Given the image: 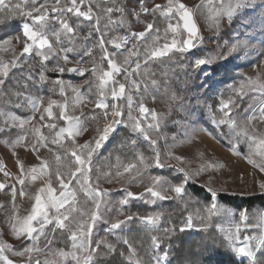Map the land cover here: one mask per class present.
<instances>
[{"label":"snow or ice","instance_id":"obj_1","mask_svg":"<svg viewBox=\"0 0 264 264\" xmlns=\"http://www.w3.org/2000/svg\"><path fill=\"white\" fill-rule=\"evenodd\" d=\"M56 4H60V0H55ZM111 3V6L104 7L102 5ZM140 11L145 15L152 14L154 17L157 13L168 21L167 27L164 31L165 42L160 44L159 29H155L157 35L152 42V46L146 49L148 59L144 61L147 65L149 60H156L168 57L170 53H181L196 47V42H202L203 38L200 36V29L197 25L195 16L198 11L206 10L207 18L211 20L212 26L219 29L221 19L226 17L229 22L242 9L251 7V0H200V4L195 8L188 7L182 0H167L165 5L156 4L151 9L144 6V0H139ZM32 7L28 8L27 5ZM85 0H70L69 6L53 7L52 13L57 16H63L65 13H72L77 18H83L85 21H94L93 30L100 33L98 42L92 47L85 44L81 45V49L77 50L75 44L77 42V28L73 27L66 19H59L60 28L58 30H49V23L52 17L49 15V9L44 4H37V0H18L13 3L12 0H0V10H8L13 15H20L27 17L31 23L25 22L22 25V37H16L18 43L22 45L19 54L16 53L12 45V40L7 39L0 43V52H12L13 57L10 61H4L0 58V99H4L6 103L12 104L13 100L10 97H15V108H28L32 115L26 118L17 117L11 112H4L0 109V116L6 117L4 120L5 127H0V132H3L6 127H19L25 129V126H30V131H24L23 134L18 135L12 142V147H25L27 150L31 147L32 151L39 154L40 147H48L49 151H53L49 144L57 145L62 152L54 153L55 163L57 168L55 170V177L58 183V188L53 187L51 181V173L49 171L50 164L46 160H42L39 166H32L25 169L24 164L17 160L20 169V176L17 181L21 188L19 195L24 197L27 193L24 190L26 179L31 182L36 181L41 176H47L48 180L41 186L34 196V203L27 215L21 217L18 215V207L13 204V214L8 219L9 228L12 235L20 241V249L15 250L12 245L0 240V262L2 264H14V261L9 258L6 253H11L18 257H28L27 264H65L71 259L75 264H95L94 255L98 254L103 241L96 242L93 247L92 235L97 223L102 220L101 207L104 204V199L108 196L107 190H101L98 186L101 176L96 177V186L89 183L92 171V159L97 151L103 146L110 135L117 130V126L124 124L130 127L131 131L139 136H142L153 149V155L150 160H146L143 154L137 156V162H130L123 166V171L117 170L115 176L121 177L128 174L133 181L139 179L143 183V179L147 174V179L150 181L145 188V192L149 194V202L155 204L157 201L178 200L181 203L190 205L191 203H198L187 190V185L194 176H198L201 172L208 168L222 167L223 165L207 164L201 166L194 173L187 172L183 167L176 168V171L181 175L178 177V182L173 183L163 175H152L148 172L150 168H166L173 167L167 163L168 160L174 159L180 163L184 162L182 156H177L171 151L164 154V158L157 149V141L150 135L151 130L159 129L160 117L155 112L145 106L142 100H134L131 94L132 90L139 92L141 84L134 78L139 74L141 64L138 58V52L135 44L132 49L128 50V56L120 62L116 59V51H109L106 44H111L113 49H121L133 41H145L150 33L154 30V22H148L143 31H130L127 35L118 36L112 40L104 39V32L101 31V13L106 17L104 24L105 29L109 27H124L126 19L124 17V9L119 7L116 0H100L97 4L99 12H93L92 0H89L86 8ZM119 13L120 19L114 20V14ZM132 15L139 18V13L135 10ZM130 27V25H128ZM169 34L171 38L169 40ZM92 31L83 40L88 41L91 37ZM63 37H66L65 42ZM55 40V45L52 39ZM244 42L237 41L233 44L232 50L235 51L242 46ZM98 48L102 55L100 62L97 63L94 55L95 49ZM75 55H70V54ZM40 58L39 77L35 78L31 69L28 74L22 77L24 81L22 84L18 82L20 89L17 91H9L7 97L5 94V86L9 80L10 73L13 69L23 62L21 58L25 56H32ZM136 55L135 68L129 69L127 67L130 63V58ZM87 58V59H86ZM55 61L51 68L48 64ZM92 63V67L85 68L82 65L88 62ZM106 62V67H105ZM210 61L206 59L195 60L196 66H202ZM68 64H73L68 67ZM46 72H55L59 74L77 73L81 77L86 74L91 76V79L85 78L84 84L86 88L82 90L81 85H74L70 81L66 82L63 79L57 78L55 80H48L45 75ZM123 77V81L117 77ZM51 83L53 91L59 93L64 98V102L60 103L54 99L49 98L47 106L44 105V98L40 96H32L28 94V89L34 87L36 84ZM155 85L156 81L152 80ZM127 85V89H126ZM95 89V100H89L93 95ZM144 90H147V85H144ZM232 91L237 99L229 98L227 102L222 101L220 111L223 113V118L218 122L220 124L228 125L230 134L234 137L235 142L232 144L231 151L233 154L240 155L239 145L245 143L249 149L246 158L253 167L258 168L260 172H264V133H258L254 127V121L264 122V79L259 76L255 79L247 78L239 84L238 87H233ZM71 92L72 96L69 98L67 93ZM255 93L251 99L258 101V103H250L245 112H250V115L245 117L246 123H240L233 118L232 109L237 107V100H242L249 93ZM109 97L112 103H109ZM175 99V97H173ZM126 100V104L118 103V101ZM93 103L94 109L91 115H85L83 106ZM58 108L59 112L54 113L53 108ZM80 108V115H73L71 111ZM95 109L102 110L100 114L95 113ZM126 109V111H125ZM41 113L40 120H45V115L49 121L61 120L64 126H59L56 122H47L43 125L49 130L50 135H45L41 131V127L33 124L35 114ZM136 112L137 115L133 113ZM83 117V119H82ZM151 117V121L148 118ZM97 123L94 129L95 136L92 140H86L79 144L77 138L88 131V121ZM103 121L101 126L100 122ZM54 133L53 129H57ZM32 137V139H30ZM68 139L71 141V148L64 146V141ZM175 139V138H174ZM132 145L136 144V140L130 141ZM15 154V153H14ZM39 158V155H38ZM258 158V159H257ZM140 165L143 166L141 170ZM60 167L68 169V176L61 173ZM0 171L4 172L5 177L11 174L4 171L3 166L0 165ZM134 173V175H133ZM103 178L108 182H112L111 172L103 173ZM73 180L80 185V189L88 198L84 203L91 201L92 208L85 210L79 206L77 199V192L70 187ZM211 180H209V184ZM5 183H0V189L6 188ZM259 188L264 192V181L259 182ZM210 193L209 204L203 209L204 215L197 213L196 218L201 221L206 229L213 217L228 216L231 217L233 212L220 205L217 201L218 190L208 187ZM11 193L13 201L17 195V189L12 186ZM58 193V194H57ZM128 198H144V194H134L130 191L126 192L125 199L121 200L122 205L128 204ZM2 207V205H0ZM240 221H247V211L239 213ZM133 216H127L124 220H117L110 224L109 232H115L117 229H122L127 221L133 220ZM142 224H144L149 231L157 229L160 225L162 214L156 213L145 217H139ZM257 227L264 229V210L257 212ZM51 226V228H49ZM193 226V215L190 213L185 221V228ZM181 228L180 231H184ZM57 230L68 233V239L71 242V249L69 251L52 250L47 248L48 255L51 258H46L41 262L40 259H32V253H43L45 250L39 248L38 242L43 237L48 245H51L52 240L49 239L50 234H54ZM165 234L174 231V229H164ZM221 231H225L221 229ZM241 227L239 224L235 225V231L227 230L226 241L229 249L239 257L248 258L252 264H255L256 252L264 250V232L259 237H244L243 246H236V242L240 240ZM151 250L153 254L147 259L139 256L137 249L130 243L127 238L123 239V244L127 246V256L125 257V264H171L169 255L171 248L168 250L162 249L163 240L158 236H151ZM250 241H256L253 246ZM109 252L115 251L112 245H106ZM255 247V251L253 250ZM163 251V255L159 251ZM125 254L122 252L121 256Z\"/></svg>","mask_w":264,"mask_h":264},{"label":"rangeland","instance_id":"obj_2","mask_svg":"<svg viewBox=\"0 0 264 264\" xmlns=\"http://www.w3.org/2000/svg\"><path fill=\"white\" fill-rule=\"evenodd\" d=\"M12 2H18V0H12ZM88 2L89 0H85V7L82 8V10H87L86 6ZM182 2L188 7L192 8H195L196 5L200 4V0H182ZM69 3L70 0H60L59 5L56 4L55 0H37L38 5L44 4L45 7L49 9V15L52 17L48 25L50 31L58 30L60 28L58 23L59 19H66L70 24L73 25V27H76L77 24H79V27L77 28V42L75 44L77 50H80L81 45L85 43L88 47H92L98 42L100 38V33H97L99 35L98 40L97 37H94L92 30L93 27L89 26L90 23H94V21L84 20L85 23H83L78 21L83 20V18H77L72 13H65L63 16L58 17L56 13L51 12V8H64L69 6ZM116 3L119 7L124 9V17L127 23L124 27L113 28L110 26L109 29H105L103 26L106 22V17H103V19H101V31L104 32L105 40H112L118 36L127 35L130 31H143L145 29L146 23L148 22H154V30L148 35L145 41H133L121 49H113L112 45L109 43L106 44V48L109 51H116V59L122 62L125 57L128 56V50L132 49L133 44H135L141 68L139 70V74H137L134 78L141 84V90L139 92L132 90L131 94L133 95L134 100H142L147 108L155 110V112L160 117L159 129L151 130L150 135L153 139H156V147L160 151L162 158H164V154L169 151L184 158L183 163H180L174 159L168 160L167 163L171 164L173 167H166L163 169L150 168L148 169V172L152 175H163L162 172H169L171 176L166 177L175 183L176 181L171 179L172 176L181 175L176 171V168L183 167L187 172L194 173L203 165H223L222 167L208 168L206 171L201 172L198 176H194L187 186L192 185L203 188L208 194L210 193L207 189L210 186L218 190L216 198L217 201L220 195L234 197H254L264 195V192H262L259 188V182L264 181V172H260L258 168L253 167V165L248 162V159L246 158V155L249 152L247 145L245 143H241L238 149L240 155L233 154L230 149L232 144L235 142L234 137L230 134L228 125L218 123L221 118H223V113L220 111L221 102H227L229 98L237 99L232 91L233 87H238L239 84L243 81H246L247 78L255 79L259 76L261 79H264V0H251L252 6L240 10L233 17L231 22H229L226 17L222 18L219 29L212 26L211 20L207 18L206 10L197 12L195 19L199 26V34L203 38V41L196 42V47L184 53L201 50L205 54V58L203 59H206L210 62L202 66H196L195 61L193 62L195 67L203 69L204 72L203 76L199 80V89L194 90L193 93L188 95H183L182 93L178 92L175 85L171 83L174 80V77H169L167 74L165 77H162L158 75L156 71L151 70L149 67L150 65L148 67H144V61L148 59L146 49L152 46V42L157 35L155 29H159V35L161 37L160 44L162 45L165 42L164 31L167 27L168 21L161 17L159 13H157L155 17L152 14L145 15L142 13L140 11L139 0H116ZM166 3L167 0H144V6L150 9L156 4L163 6ZM27 7L31 8L32 5L28 4ZM133 10L139 13V18L132 15ZM93 12L94 14L96 13L94 10ZM112 18L114 20L120 19V14L116 13ZM26 21L31 23V20L27 17ZM23 24L20 25L21 34ZM128 25H130V27ZM90 31H92V35L89 37L88 41L85 42L83 37L87 36ZM16 37L9 39L12 40V45L15 48L16 53L19 54L22 49V45L17 42ZM170 38L171 34H169V40ZM50 39L52 38L50 37ZM62 39H64L65 42L67 40V38L63 36ZM237 41L244 42V44L233 51L231 46L236 44ZM52 42L55 45L54 39H52ZM88 42H90V44ZM173 54L175 53H170L168 57L172 56ZM70 55L75 54L73 53ZM94 55L96 57L97 63H99V58L102 53L98 48L95 49ZM12 57V52H0V58H2L4 61H10ZM168 57L160 59L165 60ZM21 59L24 62L26 56ZM136 60V55H133L130 58V63L127 66L130 70L135 68ZM152 61L155 60H149L148 63ZM23 62L17 67V69L23 64ZM51 63L52 67L55 61L53 60ZM67 66L72 67L73 64H68ZM82 66L90 69L92 67V63L89 61ZM14 70L16 69H13L12 72ZM52 73L62 75L55 72ZM68 74L81 77L77 73ZM86 78L91 79V76L86 74ZM60 79H63L66 82L70 81L74 85H81L82 90H84V86H86L84 82L79 83L66 78ZM117 79L121 82H124L122 75L117 77ZM206 79L210 81L211 85H209L210 83L208 82L205 83L206 81L204 80ZM152 80L156 81L155 85L152 84ZM145 84L147 85L146 91L144 90ZM210 87L211 91H207ZM223 94H226L227 99L224 100ZM253 95L258 94L250 92L249 95L245 96L242 100H237V107L233 108L232 112L233 118L238 122L246 123L245 117L251 113L245 112V109H248L250 103H258V101H253L251 99ZM67 96L70 98L72 93L68 92ZM173 97H175V99H173ZM95 99V89H93V100ZM213 99H218L219 108H214L209 102ZM108 102L112 103L110 97ZM118 103L126 104V100L118 101ZM43 106L46 107L47 103H44ZM81 107H83L85 115H91L89 111L94 109V104L89 103L86 107L83 105ZM0 109H2L4 112H10L1 104ZM57 109L58 108L54 107L53 112L58 114L59 110L57 111ZM69 111L73 115H80V108H77L74 112L71 111V109H69ZM11 113L14 114L13 112ZM133 114L137 115L136 112ZM40 115L41 113L39 112L35 114V120L33 121V124L40 126L43 133L44 130L49 132V130L46 127H43V125L47 122L54 121H49L46 114H44L45 120L41 121ZM5 119L6 117L0 116V127H5ZM148 121H151V117L148 118ZM88 124V131L77 138V142L79 144L84 143L86 140H92L95 136L94 129L97 127V123L92 121ZM100 124L102 126L103 121H101ZM253 125L257 129L258 133H264V122L254 121ZM169 126L172 128V130L168 128ZM207 126L212 127L219 134L221 127H225L227 136L230 139V148H227L219 140H217L209 131ZM122 128H127L129 131H131V128L126 127L124 124L117 126V130L110 135L109 139L104 142L103 146L97 151L92 159V171L90 173L91 179L89 183L93 184V186H96V177L101 176L102 178L99 180L98 186L101 190H107L108 192V196L104 199V204L100 210L102 214V220L97 223L92 235L93 247L96 246V242L98 241L104 242L98 249V254L94 255L95 264H97L98 259L103 255L101 247H107L106 245H109L108 239L105 235L108 237H115L117 238L116 240H119L120 235L129 229L132 220L127 221L125 225H122V229H117L115 232L108 231L111 223H114L117 220H124L128 216L126 214L128 213L127 208L131 207L134 202L139 203L140 205L154 207L159 204L172 201H157L155 204L149 202V194L145 192V188L150 183V181L147 179V174L143 179V183H140L139 179L133 181L128 174H124L123 176L117 178L115 176L116 171L119 170L122 172L123 166L128 164L124 163L121 159H116L115 162H112L113 164L106 172H104H111L113 177L112 182H108L103 178V173L98 172V168L100 167L98 158L100 157L101 152L107 148L109 142L111 141L112 137H114L116 132ZM11 130L22 129L19 127H6L3 132H0V165L3 166L4 171H7L11 174L9 177H5L4 172L0 171V183H5L7 185L6 188L0 189V205H2V207H0V240L12 245L15 250H21L20 241L12 235L8 224V219L14 211L13 204L18 207L19 216L23 217L27 215L31 210L32 204L34 203V196L36 192L46 183L48 177L41 176L34 182L26 179L24 190L27 195L21 197L19 195L21 185H19L17 181V177L20 176V169L17 164V160H20L24 164L25 169H28L32 166H39L42 160L49 162L56 152L49 151L48 147H40L38 158L37 153L32 151L31 147H29L27 150L22 146L13 148L12 142L17 138V136H8L5 134V132H9ZM23 130L30 131V126L26 125L25 129ZM133 134L139 137L142 142L149 146L153 155V149L150 147L149 143L145 141L142 136H139L135 133ZM220 137L223 140H226L223 135ZM30 139H32V137H30ZM64 146L71 148V141L66 139L64 141ZM140 167L141 170H143V166L140 165ZM154 171H156V173H153ZM209 180H211L210 184ZM12 186H15L17 189L15 201H13L11 193ZM70 187L77 192L79 206L85 210L91 209V201H89L87 204L84 203L88 198L80 189V185L74 182L72 185H70ZM128 191L137 195L143 193L144 198H128V204L122 205L120 201L125 199L126 192ZM231 210L233 212L231 217L224 215L213 217L215 220L217 219L216 227L223 239L226 240L227 230L231 229L233 232L235 231V225L237 224H239L241 227L240 240L236 242L237 247L243 246L244 237H259L262 232H264V229L257 227V212L261 209L257 208L253 213H247L249 218L247 221L243 222L240 221L239 212H236L233 209ZM163 221L164 219H161L160 225H162ZM142 226L147 228L144 224H142ZM49 228H51V226H49ZM221 229H224L225 231H221ZM49 239L52 240L51 245H48L47 241L41 237L37 246L41 249H44L45 251L43 253H32L31 255L33 260L38 258L41 260V262H43L44 259L51 258L47 252V248L49 247L52 250L62 249L66 252L71 249V242L68 239V233L66 232L57 230L54 234L49 235ZM249 243L254 246L256 241H250ZM253 250L255 251V247H253ZM262 253H264V250L257 251L256 258ZM6 254L14 261V264H27L28 262L27 256L18 257L12 255L11 253ZM236 257L242 261L249 260L248 258L239 257L237 255ZM0 264H2V262H0ZM65 264H75V262L71 261L69 258Z\"/></svg>","mask_w":264,"mask_h":264},{"label":"trees","instance_id":"obj_3","mask_svg":"<svg viewBox=\"0 0 264 264\" xmlns=\"http://www.w3.org/2000/svg\"><path fill=\"white\" fill-rule=\"evenodd\" d=\"M100 0H92L93 10L97 13L99 8L97 4ZM104 4L102 6H110ZM104 15L101 13V19ZM85 23L84 20H78ZM27 22L26 17L20 15H13L8 10H0V43L5 39L13 38L16 36L21 37L20 25ZM89 26H93L91 22ZM93 30V28H92ZM94 37L99 38L97 32L93 30ZM90 44V42H88ZM205 58V54L201 50H195L190 53H175L165 60L159 59L149 62L144 67H150L151 70L156 71L158 75L165 77L167 74L169 77H174L171 82L175 85L178 92L183 95L193 93L194 90L199 89V80L203 76V69L195 67L193 62L197 59ZM152 63V64H151ZM51 64L48 67L51 68ZM29 69L32 70L36 79L39 77L40 59L35 55L26 56L23 64L16 70H14L9 77V80L5 86L6 97L9 91L23 90L18 86V82L22 84L23 76L28 74ZM48 80H55L57 78L71 79L75 82H84L85 77H77L69 75L67 72L62 75L53 74L52 72H46ZM205 83H210L209 80H204ZM211 85V83L209 84ZM86 88V86H84ZM28 94L32 96H40L44 98V103L48 102V99H54L58 102H63L64 98L61 97L57 92L53 91V85L51 83L36 84L34 87H30ZM211 91V87L207 90ZM224 100L226 94H223ZM13 100L12 104H8L4 99H0V104L10 112H13L16 116L26 118L31 116V111L28 108H15V97H10ZM89 100H93V95L89 97ZM214 108H219L218 99L209 101ZM59 109H57L58 111ZM217 111V110H216ZM242 111V110H241ZM240 111V112H241ZM92 114V111H89ZM96 114H100L101 111L95 109ZM239 115V114H238ZM59 126H63L64 123L61 120H54ZM92 121H88L91 123ZM170 123V120H169ZM213 136L219 140L224 146L230 148V139L227 136L226 128L221 127L220 134L212 127L207 126ZM170 130L172 128L168 127ZM57 129H53L54 133ZM25 130H11L5 132L8 136H18L23 134ZM45 135H50L47 130H44ZM223 135L226 140H223L220 136ZM136 140V144L132 145L130 141ZM67 145V143H66ZM49 147L56 153L62 152L59 146L49 144ZM67 147V146H65ZM143 154L145 159L150 160L152 152L147 144L141 141L139 137L134 135L127 128H122L114 137H112L107 148L101 152L98 162L100 167L98 168L99 173L106 172L109 167L115 162L116 159H121L124 163L137 162V156ZM50 173L53 187H59L55 177V170L57 165L55 163L54 156L49 161ZM61 173L67 178L68 169L66 167H60ZM153 173H156L154 171ZM163 175L170 177L169 172H162ZM178 177L172 176L171 179L178 182ZM75 180H73V183ZM188 192L198 203H191L185 205L178 200L168 201L166 203L159 204L154 207L140 205L139 203H133L131 207L127 208L126 213L128 216H133V220L127 231L120 235V239L116 240L115 237H108V242L113 246L115 251L109 252L107 247H101L102 257L98 259L97 264H125V257L127 256V246L123 244V239L127 238L130 243L137 249L139 256L147 260L152 254L151 240L150 237L155 235L163 240L162 249L168 250L171 248L169 255V261L171 264H252L250 260L242 261L239 260L236 255L229 249L225 239L219 233L216 225L217 219H211L209 226L205 229L204 225L199 219L196 218L197 213L204 215V207L209 204L208 194L203 188L189 185L187 186ZM218 203L224 207L231 208L236 212L246 210L247 213H253L257 208L264 210V195L254 197H238V196H227L220 195L218 197ZM126 211V212H127ZM156 213L162 214V225L157 229L149 231L148 228L142 226L139 217H145ZM193 215V226L191 228H185V221L189 214ZM181 228H185L184 231H180ZM164 229H174V231L165 234ZM159 251L160 255H163V251ZM124 256H121V253ZM255 264H264V253L259 254L255 260Z\"/></svg>","mask_w":264,"mask_h":264},{"label":"water","instance_id":"obj_4","mask_svg":"<svg viewBox=\"0 0 264 264\" xmlns=\"http://www.w3.org/2000/svg\"><path fill=\"white\" fill-rule=\"evenodd\" d=\"M198 25V24H197ZM199 27V26H198Z\"/></svg>","mask_w":264,"mask_h":264}]
</instances>
